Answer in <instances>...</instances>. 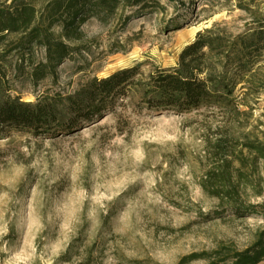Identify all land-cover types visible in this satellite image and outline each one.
<instances>
[{"label": "rangeland", "instance_id": "obj_1", "mask_svg": "<svg viewBox=\"0 0 264 264\" xmlns=\"http://www.w3.org/2000/svg\"><path fill=\"white\" fill-rule=\"evenodd\" d=\"M182 1L159 0L163 13L128 9L106 24L90 19L81 27V54L58 68L56 85L45 81L35 94H71L90 78L135 65L173 68L198 32L217 25L236 35L249 22L235 0ZM262 66L256 78L264 79ZM15 92L35 102L28 85ZM242 95L237 88L244 113L237 117L211 109L155 113L130 102L118 118L66 135L0 127V264H178L222 244L249 247L264 218L222 211L200 187L215 164L209 142L264 132V88ZM258 170L262 196L248 191L251 204L264 203V163Z\"/></svg>", "mask_w": 264, "mask_h": 264}, {"label": "trees", "instance_id": "obj_2", "mask_svg": "<svg viewBox=\"0 0 264 264\" xmlns=\"http://www.w3.org/2000/svg\"><path fill=\"white\" fill-rule=\"evenodd\" d=\"M166 1L183 5L182 0ZM234 8L249 19L243 31L231 35L214 25L198 32L173 68L150 65L144 72L142 65H135L105 78H90L71 94H35L45 81L56 85L58 68L81 54L85 37L81 27L90 19L106 24L128 9L139 14L163 13L166 8L159 0H0V127L66 135L107 115L118 118L130 102L155 113L211 109L244 115L234 97L237 88L241 101L264 88V79L256 78L264 64V0H235ZM171 25L174 29L180 22ZM16 85L31 87L35 102H22L15 95ZM208 145L215 164L201 179L202 191L218 201L219 209L238 218H264V203L247 201L248 191L262 196L258 165L264 163V132L220 135ZM196 260L260 264L264 230L243 250L222 244L211 252L185 256L178 264Z\"/></svg>", "mask_w": 264, "mask_h": 264}]
</instances>
